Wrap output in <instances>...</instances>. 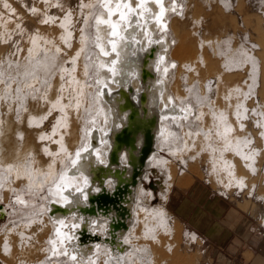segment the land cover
<instances>
[{"label": "bare ground", "instance_id": "obj_1", "mask_svg": "<svg viewBox=\"0 0 264 264\" xmlns=\"http://www.w3.org/2000/svg\"><path fill=\"white\" fill-rule=\"evenodd\" d=\"M229 1L220 0V10L214 7L198 19L189 16L190 6L176 0H0V171L7 175L5 191L20 195V188L40 192L52 185L50 201L23 222L38 225L37 240L47 241L44 260L37 264L61 257L68 264L177 260V237L168 236L170 218L162 207L148 208L151 196L144 192V181L154 169L162 182L159 198L165 199L179 165L189 168L203 154L209 182L264 204V8L257 0H237L232 10ZM230 10L234 17L224 15ZM121 13L126 19H120ZM111 24L117 36L111 34ZM208 33L235 39V54L206 49ZM126 98L136 108L137 118L130 122L128 112L119 109ZM125 124L153 126L141 176L130 179L143 141L139 133L132 163L128 151L120 152L116 171L112 167L101 182L93 181L92 171L107 166L113 134ZM77 152L80 158L73 166ZM130 181L134 187L128 189ZM116 190L131 195L122 204ZM102 192L117 194L101 207L115 213L89 207V198ZM121 211L130 217L126 229L115 232L112 223ZM4 213L0 209V217ZM259 220L264 226V212ZM140 233L150 242L135 243ZM82 234L87 240H80ZM40 252L31 255L38 258ZM180 255L179 264L195 262L193 256Z\"/></svg>", "mask_w": 264, "mask_h": 264}, {"label": "rangeland", "instance_id": "obj_2", "mask_svg": "<svg viewBox=\"0 0 264 264\" xmlns=\"http://www.w3.org/2000/svg\"><path fill=\"white\" fill-rule=\"evenodd\" d=\"M176 1L182 7L190 6V8L188 9L189 16L190 17L194 16L197 17L198 19L206 18V16L209 15V11L211 13V11L216 9L220 10L221 8L220 6L221 3L219 2L220 0H190L191 2L189 0H176ZM209 1L210 3H208ZM197 2L199 6L197 5ZM256 2L257 5H259V9L262 10L264 8V0H257ZM187 3L190 4L188 5ZM229 3L233 10L235 9L237 0H234V2L233 0H230ZM181 6H179V8ZM196 7L197 9H195ZM232 10H230L229 12H224V15L226 16L231 15L230 17H234L233 16L234 12ZM221 11L224 10L221 9ZM93 32H94V28L91 25L90 33L92 34ZM203 32H205V30L204 31L202 30V33ZM217 35H216L217 37L212 36V34L209 35V33L207 34V36L204 35L205 38L208 39L209 41L208 45L205 48L206 49L207 47L210 48L209 51L210 50L212 51L214 49L216 50L217 48L218 49L221 48L223 52L225 50L226 55L227 54L231 55V53L235 54L234 51V47L236 43L235 39L233 40V38L231 39L226 35L224 36L223 33ZM209 36L211 37V39H209L210 38ZM89 46L91 49L95 47L94 44H90ZM90 80H92V78H90L89 81ZM98 119L99 118L96 119L97 122H99L100 120ZM256 130L257 129H255L254 131L256 132ZM254 135H256V133ZM246 136L248 137V134H246ZM85 137H86V131L83 133V137H82L84 141H85ZM164 156L168 157L170 160L172 159L167 154H165ZM203 156L201 157V159L191 162L189 164L190 166L189 168L188 166L185 167V165H179V173L176 176L175 182L173 183V185L171 186L168 192L167 198L165 199L159 198L158 187L159 184H161L162 182L159 179H157V175L154 169L152 170V173L149 174V178L147 180L145 179L144 181V192L146 191L145 194L147 193L148 195L151 196V201L150 204L148 205L149 207L148 206L147 207L148 208L162 207L164 209L165 213L170 218L169 221L171 222L172 229L170 231L171 233H169L168 235L169 238L173 236L177 237L173 239L175 242L178 241L176 243L177 244L176 247H178L177 253H180L181 254V255L179 254L180 256H183L182 254L193 256L195 261L193 264H211L212 256L216 251L215 243L221 242L222 237L230 236L232 235V233H235V227L238 226L237 225L238 223H240L241 225L243 224V226H249L248 229L241 227L245 235L250 234V237H256V238L264 237V226L261 224L260 222L261 220H259L261 217V213L264 212V204L261 203V200H256L255 197L248 196L247 194L244 193L242 196L237 195L233 191L231 192L229 191L230 193H228L227 190L223 191V189L220 188V186L216 184L213 185V183L209 182L208 176L206 175V171H205V167L207 166L206 165L207 156L205 154H203ZM237 162H239V159L235 157V164ZM189 169H192L191 170L192 172L195 171L194 173H199V174H194V173L191 174L189 173L190 172ZM187 173L190 174L191 176L188 175ZM197 175L200 176L198 177ZM181 177L184 178V183ZM190 177H192L193 179ZM179 178L181 179L182 183L180 182ZM6 180H7V175L0 171V209L4 210L5 212L4 216L0 217V243L6 246L5 250H3L2 249L3 246L0 245V256L2 257V258L0 257V264H37L38 261L44 260L46 254L47 241L44 239H40L41 241L37 240L35 235H37L39 231L38 225L34 223H23V222L30 217L31 215L30 213H32L35 209H37V207H39L43 203L47 204L50 201L49 192L50 189L52 188V185L50 186L48 185V187L46 186L43 189V191L40 192L35 190L29 191L28 189L20 188V191L22 190L21 191L22 194H20L21 195L20 196L14 190L9 192L5 191ZM209 183L211 184L212 187L210 186ZM231 188L234 187L232 186ZM122 195H124V192H122ZM23 196L26 198L27 201L21 202L18 200L19 199L18 197H23ZM119 199L121 200L122 204L125 203L127 199V194H125L124 198H119ZM246 203H248L247 205L248 207L246 206ZM126 217L129 218L130 216H126ZM205 224H207V226L209 224L210 226L213 227L215 226V228L212 230V233L207 232L210 226L207 229V226H205ZM120 229H126V228H120ZM223 229H226L227 231L224 232ZM159 232H161V235H163L161 230ZM142 236H143L142 233L137 234L135 238L136 240L133 239V241L135 243L138 242L140 243L141 241L150 242V239L148 238L143 239ZM145 239L148 241H146ZM188 239H193L192 244L190 246L186 245V241H188ZM121 247H122V251H124V249L126 248L124 245H122ZM36 249L42 250V252H40L41 253L40 257L38 258L33 257L31 255V252ZM176 254L173 255L175 256ZM179 255L177 260H180ZM176 258L177 256H175V260H174L172 256V260L170 259L168 264H175V263L179 264ZM172 261L174 262L172 263ZM55 262L57 264L58 263L68 264L66 257H61L59 258V260L53 258L47 260L46 263L44 264H53ZM160 264H167V263L163 262Z\"/></svg>", "mask_w": 264, "mask_h": 264}, {"label": "water", "instance_id": "obj_3", "mask_svg": "<svg viewBox=\"0 0 264 264\" xmlns=\"http://www.w3.org/2000/svg\"><path fill=\"white\" fill-rule=\"evenodd\" d=\"M143 98V97H141ZM121 105L119 108L121 112L125 111L128 112V118L127 121L130 122L132 121L135 117L137 118L136 113V108L134 107L132 101H130L129 99H125V101L123 100L122 102H120ZM152 127H146V126H140V125H136V127L133 128V126H131L129 128L128 124H125L122 128H120L118 131H116L113 134L112 137V146H111V151L109 153L108 156V163L107 166L105 167H101V166H97L95 168L94 171H92V178L94 179L93 181H97L98 183L102 181V178H105L106 173H111L112 168L114 171H116V167H118L120 161H119V154L120 152L123 151H128L129 153V162L132 163V157L134 156V152H136L137 146H136V137L139 133L143 134V141H142V145L141 148L139 150V155L138 157L135 159L134 165L132 164V166H134L131 170V177L130 179H136L137 177L141 176V170L143 167L144 162L146 161L147 157L150 154V150L152 148V131L151 129ZM133 130V131H131ZM124 170V168H122ZM122 170V171H123ZM126 170V169H125ZM120 172V170H119ZM121 173V172H120ZM103 175L101 178L100 176ZM99 177L98 180H96V178ZM126 175H124L123 178H125ZM130 187H134V184H132V182L130 181L128 184V189H130ZM130 192V190H129ZM115 193H118V198H123V196L125 197V194H127V196H129L130 193H127L126 191L124 192V195H122V192L116 190ZM113 193L112 196L107 195L105 192L99 193L97 195H93L89 198V207H91V209L95 208V212H103L105 213V215H108L110 212H116L112 207L111 209L107 208H101L103 207H107L109 203L112 202V199H114L113 197L117 194ZM129 199V198H127ZM124 207V206H123ZM125 212L127 211L126 208H124ZM124 211H121L119 213H117V217L115 222L112 223V227L113 229H115V232L118 231V229L120 228H125L123 225L126 223L125 222V218L126 216H128V213H125ZM123 226V227H122ZM86 234H82V236L80 237L81 241H85L87 240L86 238Z\"/></svg>", "mask_w": 264, "mask_h": 264}, {"label": "crops", "instance_id": "obj_4", "mask_svg": "<svg viewBox=\"0 0 264 264\" xmlns=\"http://www.w3.org/2000/svg\"><path fill=\"white\" fill-rule=\"evenodd\" d=\"M237 225L235 233L222 237L221 242L215 243L216 251L212 256L211 264H264V237L245 235L241 227L248 229L249 226H243L240 223ZM209 226L210 224L207 229ZM214 228L215 226H210L207 232L212 233ZM226 229H223L224 232L227 231Z\"/></svg>", "mask_w": 264, "mask_h": 264}, {"label": "snow or ice", "instance_id": "obj_5", "mask_svg": "<svg viewBox=\"0 0 264 264\" xmlns=\"http://www.w3.org/2000/svg\"><path fill=\"white\" fill-rule=\"evenodd\" d=\"M158 2H159V0H158ZM5 7H7V5H5ZM125 7H127V5H125ZM129 11H131V9H129ZM162 14H163V9H161V15H162ZM120 19H121V20L126 19V15H125L124 13H121ZM97 22H98V23H111L110 21H104V20H98ZM111 27H112V29H113V31H112L111 34H112L113 36H117V35H118V32H117V30H116V25H115V24H111ZM121 39H123V38H121ZM116 48H117V45H116V43L113 42V44H112V49H113V51H116ZM105 55H107V53H105ZM161 59H163V58H161ZM114 63H115V62H114ZM112 71H114V69H112ZM228 131H231V129H228ZM42 139H43V137H42ZM83 150H84V151H88V149H86V148L83 149ZM76 158H77V159L73 161V166H75L76 163H77V160H79V158H80V152H77V153H76ZM97 159L99 160V156H97ZM100 162L102 163L103 161H100ZM83 183H84V186L87 187L88 181H87L86 178L84 179ZM76 191L79 192V193H83V188H79V187H77V188H76ZM63 199H64V201H65L66 203L68 202V197L65 196V197H63ZM59 223H60L61 225H64V221H63V220H60ZM72 227H73V228H76V227H79V225H78V224H73ZM71 259H72V260H75L76 257H75V256H72Z\"/></svg>", "mask_w": 264, "mask_h": 264}]
</instances>
